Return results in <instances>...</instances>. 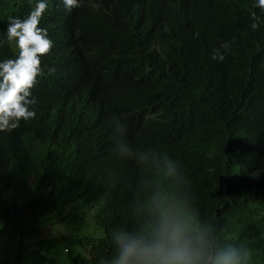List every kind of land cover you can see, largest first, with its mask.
<instances>
[{"label": "trees", "instance_id": "16d2710c", "mask_svg": "<svg viewBox=\"0 0 264 264\" xmlns=\"http://www.w3.org/2000/svg\"><path fill=\"white\" fill-rule=\"evenodd\" d=\"M34 4L0 0V59L16 55L9 19ZM254 11L264 19L253 0H82L71 11L48 0L35 117L0 131V264H100L154 187L174 189L264 264V24L250 28ZM117 135L146 158L118 153ZM164 153L178 164L175 186ZM77 216L101 236L70 241Z\"/></svg>", "mask_w": 264, "mask_h": 264}, {"label": "clouds", "instance_id": "9594fccd", "mask_svg": "<svg viewBox=\"0 0 264 264\" xmlns=\"http://www.w3.org/2000/svg\"><path fill=\"white\" fill-rule=\"evenodd\" d=\"M82 0H61L65 10L79 7ZM48 0H35L28 14L9 19L4 37L16 48L14 58L0 59V131L17 127L21 119L35 117L36 97L31 89L42 73L41 56L52 41L47 30L38 27ZM253 8L264 13V0H253ZM250 28L256 30L264 19L254 11ZM3 43V41H0ZM227 49L228 42L220 46ZM214 59H223L219 49ZM114 129L126 133V123L111 117ZM114 149L130 158L143 161L147 153L137 151L126 135L114 140ZM162 172L175 186L181 176L177 162L167 153L162 157ZM136 225L130 229H114L111 235L113 252L100 264H250L251 252L243 243L225 239L218 228L177 192L154 187L140 204Z\"/></svg>", "mask_w": 264, "mask_h": 264}, {"label": "rangeland", "instance_id": "374dc122", "mask_svg": "<svg viewBox=\"0 0 264 264\" xmlns=\"http://www.w3.org/2000/svg\"><path fill=\"white\" fill-rule=\"evenodd\" d=\"M74 221V226L77 228V231L74 233L76 236H74L75 238H72V239H69L70 241H72V240H74V239H76V238H78V237H85V236H87V235H89L90 237H92V238H98V237H100L101 236V233H100V231L98 230V228L93 224L94 222H92V221H89L88 220V218H85L84 219V221L82 220V218H81V216H77L76 217V219L75 220H73ZM81 221H83V222H81ZM72 224V225H73ZM66 231H67V229H66ZM64 233V229H63V227L61 228V229H59V233L57 232L55 235H53V234H51V233H49V232H45V236H44V238H46V239H48V237H53V236H56V237H58V236H60L61 235V233ZM71 233H73V232H71ZM75 242V241H74ZM65 246L67 245V243L65 242V244H64ZM63 247V246H62ZM61 247V248H62ZM55 251L57 252L58 250H57V248L55 249ZM80 252H83V250H80ZM59 253H61V255H60V259L61 260H64L65 259V257H67V255H68V252L67 251H65V250H59Z\"/></svg>", "mask_w": 264, "mask_h": 264}, {"label": "bare ground", "instance_id": "6f19581e", "mask_svg": "<svg viewBox=\"0 0 264 264\" xmlns=\"http://www.w3.org/2000/svg\"><path fill=\"white\" fill-rule=\"evenodd\" d=\"M52 258H53V257H52ZM35 260H36V259H35ZM35 260H34V261H35Z\"/></svg>", "mask_w": 264, "mask_h": 264}]
</instances>
